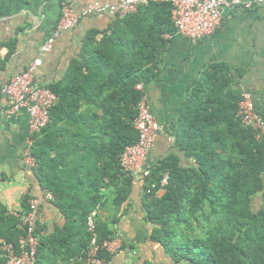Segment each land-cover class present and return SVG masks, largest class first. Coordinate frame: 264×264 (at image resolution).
Returning a JSON list of instances; mask_svg holds the SVG:
<instances>
[{
  "label": "trees",
  "instance_id": "trees-1",
  "mask_svg": "<svg viewBox=\"0 0 264 264\" xmlns=\"http://www.w3.org/2000/svg\"><path fill=\"white\" fill-rule=\"evenodd\" d=\"M173 33L169 3L139 6L90 31L63 78L47 85L57 101L32 154L38 182L52 193L50 204L64 223L48 237L38 224L35 264H83L91 238L87 216L97 207L113 209L110 220L97 212L99 238L117 233L133 192V177L120 158L138 141L133 123L142 92L136 85L156 79L164 36ZM240 100L230 67L211 65L190 86L180 110L174 142L186 162L171 154L144 178L143 219L162 249L160 264H264V139L237 117ZM259 195L262 203L255 206ZM6 213L0 206V238L18 247L20 220ZM2 254L0 243V263ZM113 256L99 253L106 263Z\"/></svg>",
  "mask_w": 264,
  "mask_h": 264
},
{
  "label": "crops",
  "instance_id": "crops-1",
  "mask_svg": "<svg viewBox=\"0 0 264 264\" xmlns=\"http://www.w3.org/2000/svg\"><path fill=\"white\" fill-rule=\"evenodd\" d=\"M70 2L75 11L93 2L115 3L116 0H0V83L22 73L37 57L39 47L55 28L62 2ZM113 21L109 13L83 17L71 30L56 40L34 72L35 81L49 85L63 78L72 59L81 52L83 41L94 29L103 30ZM168 43L162 55L156 79L146 83L144 90L153 116L162 126L148 156L155 166L162 158L176 155L186 162L184 153L175 145L180 110L190 86L213 64H225L231 69L232 88L251 92L255 108L264 118V3L250 9L235 7L227 11L221 26L198 40L180 34H166ZM10 103L0 94V206L20 212L27 196L42 198L35 171L24 163L29 135V116L25 110L9 113ZM141 182H133V192L115 228L126 246L113 254L106 264H125L126 252L132 253V264L156 260L160 247L151 241L152 225L143 219ZM163 191H159L161 195ZM113 209L100 208L98 217L109 219ZM64 223L62 214L50 201L40 209L41 231L44 237ZM4 241L0 238V243ZM123 252V253H122ZM122 253V254H121ZM157 255V257H156ZM162 257L163 254L161 253ZM164 259V257H163ZM61 261L60 264H74Z\"/></svg>",
  "mask_w": 264,
  "mask_h": 264
},
{
  "label": "built area",
  "instance_id": "built-area-1",
  "mask_svg": "<svg viewBox=\"0 0 264 264\" xmlns=\"http://www.w3.org/2000/svg\"><path fill=\"white\" fill-rule=\"evenodd\" d=\"M151 2H166L171 5V20L175 33L198 40L204 35L213 33L221 26L224 14L235 7L250 9L263 4L264 0H116L115 3L93 2L75 11L70 2H62L60 18L51 34L39 47L37 57L28 65L25 71L12 76L6 83H0V94L9 103V113L25 110L29 116V135L24 152V163L32 171L37 170V162L32 154L36 136L50 121V109L57 101V95L47 86L40 85L34 78V72L42 64L44 56L51 50L54 42L64 33L73 29L86 16L109 13L113 19L123 18L135 13L139 6H146ZM136 89L142 92L137 105L138 114L134 120V128L138 132V141L126 147L121 158L122 169L133 177V182L144 184V178L149 176L151 167L147 160L151 148L162 132V126L151 112L150 103L139 83ZM237 117L242 124L256 131L258 140L264 139V118L255 108L251 92L242 91L238 104ZM168 173H165L160 186L167 184ZM53 200L52 193L44 190L42 198L31 197L29 209L24 212H12L20 220L23 234L19 236L18 247L11 242L1 243L2 257L0 264H35L39 237L37 227L40 221V209L43 201ZM98 207L87 216V227L91 233L90 242L82 258L83 264H106L99 253L107 251L115 254L120 248L121 238L118 233L111 239L99 238L96 230V215ZM119 243V244H118ZM119 251V250H118Z\"/></svg>",
  "mask_w": 264,
  "mask_h": 264
},
{
  "label": "rangeland",
  "instance_id": "rangeland-1",
  "mask_svg": "<svg viewBox=\"0 0 264 264\" xmlns=\"http://www.w3.org/2000/svg\"><path fill=\"white\" fill-rule=\"evenodd\" d=\"M260 203H262V199H261V196L259 195V196H257V197H255V198H253V204L255 205V206H257V205H260ZM119 244V243H118ZM120 245H122V242H120ZM127 245V242H125V241H123V246H126ZM121 247V246H120ZM120 249V248H119ZM118 249V250H119ZM117 250V251H118ZM122 250H124V254H125V252H126V255H125V259H124V263L125 264H132V256H133V254L132 253H130V252H128L129 251V249H122ZM160 252L162 251V249H161V247H160V250H159ZM123 253V252H122ZM121 253V254H122ZM162 254H163V252H161ZM161 253H159L158 251L156 252V254L158 255V257H157V255H156V260H153V258L150 260L151 262H149V264H160V262L162 261V259H163V257H162V255H161Z\"/></svg>",
  "mask_w": 264,
  "mask_h": 264
}]
</instances>
